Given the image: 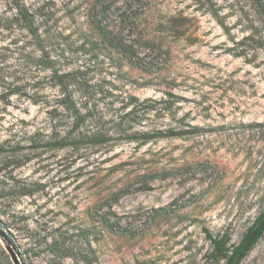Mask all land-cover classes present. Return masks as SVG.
Wrapping results in <instances>:
<instances>
[{"label":"rangeland","instance_id":"374dc122","mask_svg":"<svg viewBox=\"0 0 264 264\" xmlns=\"http://www.w3.org/2000/svg\"><path fill=\"white\" fill-rule=\"evenodd\" d=\"M252 2L0 0V264H224L207 233L238 244L264 210V49L236 48ZM17 4L79 72L77 127L36 41L4 29Z\"/></svg>","mask_w":264,"mask_h":264},{"label":"trees","instance_id":"16d2710c","mask_svg":"<svg viewBox=\"0 0 264 264\" xmlns=\"http://www.w3.org/2000/svg\"><path fill=\"white\" fill-rule=\"evenodd\" d=\"M15 7V14H13L9 20L5 21L4 29L9 30L13 27L15 29L25 30L36 41L40 55L36 60H34V65H39L41 69H51L49 81L51 82L52 86H57L59 93H61L56 101L63 109L71 114L73 118V124L75 127H77L82 123L84 116L79 113L73 93L69 91V86H81V79L78 76L79 72L74 71L73 73H61L59 69L55 68L54 61L50 58L49 53L45 51V48L41 45L42 41L45 39L41 37V34L39 33V26L36 24L35 15L23 5L17 4ZM252 7L259 20V31H256L255 33L256 38L251 35L237 43L236 48H241L237 53L239 56H244L251 52L253 56L257 49H264V0H253ZM100 23V20L95 21V26L98 32L103 37H105L107 35L106 27L100 26ZM110 46L115 47L117 51L122 53L124 52L122 51L121 47H118L117 45L110 44ZM34 85H38V82L34 83ZM13 90L16 92L17 87L12 89V87L9 86L7 89V95L8 93L13 92ZM63 146L64 145L61 143L57 147ZM263 234L264 210L247 228L238 244L227 246L226 237L215 238L207 233V238L209 239L212 246L211 257L215 261H224V264H241L242 260L252 250ZM48 247H52L51 244ZM63 257L64 255L61 254L60 258ZM22 261L24 264H27L26 260Z\"/></svg>","mask_w":264,"mask_h":264},{"label":"water","instance_id":"95a60500","mask_svg":"<svg viewBox=\"0 0 264 264\" xmlns=\"http://www.w3.org/2000/svg\"><path fill=\"white\" fill-rule=\"evenodd\" d=\"M6 251H7V253H8L9 256H10L11 261H12L14 264H16V257H15V255H14L13 251H12L10 248H7Z\"/></svg>","mask_w":264,"mask_h":264}]
</instances>
